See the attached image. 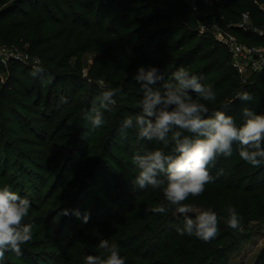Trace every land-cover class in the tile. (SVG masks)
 I'll list each match as a JSON object with an SVG mask.
<instances>
[{"label":"trees","instance_id":"1","mask_svg":"<svg viewBox=\"0 0 264 264\" xmlns=\"http://www.w3.org/2000/svg\"><path fill=\"white\" fill-rule=\"evenodd\" d=\"M25 2L28 9L21 7ZM258 3L264 0L198 1L192 10L182 0H0V43L39 59L30 77L26 76L30 67L9 61L7 75L0 82V187L10 185L23 196L25 181L21 173H34L33 165L40 169L47 164L50 168L59 154L68 151L58 163L57 174H63L89 123L84 112L91 109L97 98L94 94L103 90L98 80L105 87L122 86L123 94L116 97L115 108L105 112L106 123L90 148V169L99 166L114 146L128 157L120 166V174L131 180L133 186L135 177L124 173L127 165L132 168L133 155L158 147L155 142L137 137L133 142L132 135L137 136L133 129L127 130V135L120 132L123 119L140 111L143 94L134 79L139 67H156L167 79L176 68L191 65L188 70L202 75L201 82L216 92V101L205 102L210 112L224 111L237 124L242 123L243 102L236 94L246 87L247 91L251 87L263 91L264 75L255 76L249 85L240 82L228 63L225 48L212 37L198 35L195 23L199 19L214 20L247 43L264 44L263 37L233 26L247 11L254 25L264 27V13ZM11 12H16L15 17H9ZM147 28L151 29L145 31ZM84 53L93 58L88 68V76L93 78L90 80L69 67L71 58L81 59ZM46 76L49 81L44 85ZM61 98H66L67 103H62ZM18 107L29 113H18ZM16 117L28 121L26 126L30 130L17 131L14 122L20 121L21 126L22 121ZM238 148L234 144L232 155L218 158L215 167L210 168L216 179L205 186L203 194L185 201L200 212L211 209L217 213L219 234L210 242L177 233L185 215H194L178 213L175 206L166 214L147 211L164 201L160 189L134 186L124 191L116 205L114 200L118 196H107L113 213L101 215L99 220L105 219L108 237L118 245L125 264H228L233 250L256 230L264 231V165L257 168L247 164L240 159ZM11 160L15 165L10 170ZM20 168V175L13 176ZM76 174L73 198L91 180V173L85 177V173ZM112 174L117 184H124L119 181V173ZM229 206L242 217V232L225 223ZM35 210L38 220L44 212L38 207ZM95 222L93 225H102L101 221ZM251 264H264V244Z\"/></svg>","mask_w":264,"mask_h":264},{"label":"clouds","instance_id":"2","mask_svg":"<svg viewBox=\"0 0 264 264\" xmlns=\"http://www.w3.org/2000/svg\"><path fill=\"white\" fill-rule=\"evenodd\" d=\"M36 74L35 72L33 73ZM142 92L140 111L126 116L120 127L122 135L133 129L142 141L155 142L158 147L144 154H135L132 163L138 169L133 183L140 189H160L164 201L147 211L166 214L175 206L178 213L186 214L191 208L185 201L198 197L205 186L216 179L210 168L215 167L218 158L230 157L233 145L238 144L241 160L252 167L264 165V113H256L248 107L241 109L243 122L237 124L232 115L224 111L209 110L205 102H214L216 92L201 81L202 75L192 73L181 66L165 79L156 67H139L134 77ZM93 101L90 110L84 112V119L95 132L102 128L105 112H111L117 105L116 97L123 94V88L105 87ZM242 102H251L253 94L247 90L238 92ZM67 103L66 98H61ZM31 202L13 191L10 185L0 187V261L6 252L22 255V246L33 239V224L25 222ZM225 223L235 231L242 232V217L237 210L227 208ZM61 215H68L64 209ZM74 214L79 218L78 210ZM89 214L85 213L86 223ZM217 213L204 210L190 217L185 215L182 226L176 231L180 236L196 237L210 242L219 234ZM97 255L85 257L84 264H125L119 247L102 239Z\"/></svg>","mask_w":264,"mask_h":264},{"label":"rangeland","instance_id":"3","mask_svg":"<svg viewBox=\"0 0 264 264\" xmlns=\"http://www.w3.org/2000/svg\"><path fill=\"white\" fill-rule=\"evenodd\" d=\"M182 2L192 10H195L198 5L197 3H192L193 1L191 0H182ZM21 7L28 9L29 6L28 3L25 2ZM15 13L16 12H11L9 17H15ZM17 13L16 15H19L20 12ZM238 21L239 20L233 23H237ZM200 23L218 24L214 20L202 21L199 19L196 21L195 26L198 27ZM220 26L223 27L222 25ZM150 29L151 28H147L145 31H149ZM198 35L212 37L209 33ZM196 38L197 36L195 39ZM205 42L208 45V40H205ZM92 62V55L84 53L81 59H77L76 57L71 58L69 67L73 68L76 73L90 80L93 78L88 76V68ZM25 66L30 67L28 65ZM6 67L7 65L5 66L0 63V82L4 81L7 75ZM185 68L190 69L191 65L185 66ZM33 69V67H30V70L26 71L27 77H30L32 71H34ZM236 75L240 79L239 74L236 73ZM48 81L49 76H46L44 85H46ZM253 81L254 79L250 82H246V84L249 85ZM96 82L99 87H102L103 83L101 80ZM240 82L242 81L240 80ZM242 83L245 84L244 82ZM248 88L250 87L248 86ZM251 89L252 90L248 91L253 94V100L251 102H243L242 108L248 107L256 113H264V86H262L263 91H259V89L253 87H251ZM245 90H247V87L244 91ZM99 95L100 93H95L94 97H98ZM64 111L65 109L58 112L56 116H54V121H56ZM18 113L27 114L29 111L18 107ZM17 118L20 117H16V119ZM19 120L22 121L21 126L19 125L20 121L14 122L17 131H23L24 129L30 130L31 127L26 126L28 121H24L22 117ZM23 125H25V127H23ZM90 128L91 125L88 123L86 125V130L82 133L81 141L78 142L77 148L74 151L72 162L67 165L68 167L63 174H57L58 163L68 151L62 155L59 154L60 156L53 160L55 164L50 166V168H47V164L40 169L33 165L34 173H28L27 176H25V173H21L22 168H20L19 173L18 171L14 173L13 176L15 177H18L20 173L24 177L25 183L22 188L24 191L21 190L23 194L21 197H27L31 202L29 215L25 220L28 219L26 222L33 224L34 235L29 243L22 246V255L16 256L12 252H6L5 258L3 261H0V264H84L86 256L99 254L98 244L100 240L107 239L112 243L108 237L107 229L104 227L105 224L103 222H105V219L99 220L101 215L106 217L113 213V206L108 204L107 196H110L111 199H115V197L118 196V198L114 200L116 205V203L120 202V198H122L124 191H130L135 185L133 184L132 186V181L127 179L124 174H120V166L127 162L126 160L128 157L114 146L111 147V154L105 156V160H102L99 166L94 170L90 169V161L91 158H93L90 157V148L94 145L93 143H95L94 137L102 130L100 128L93 133L89 131ZM136 137L137 136L132 135L133 142ZM121 145H124V140L121 141ZM27 164L31 165V163L28 162ZM14 165L15 161L11 160L9 162V166L11 167L10 170ZM134 166L135 165L132 163V168L130 169L127 165L126 172L124 173H130L131 177H135L138 174V169ZM76 173H85L82 175L84 177L87 176L88 173H91V180L83 188V191L73 198L77 188ZM112 173H119L121 178L119 181L124 184H117ZM103 205H106V207H103ZM107 206L110 208H107ZM37 207L44 212L38 220V215H36L38 211L35 210ZM190 208L191 211L189 214L191 215L195 216L200 212L197 208ZM64 209L69 210L68 215L60 214ZM76 210L80 213L79 218L74 214ZM85 213L89 214V219L86 223L83 221ZM47 215L49 218H47ZM95 221H101L102 225H93L97 224ZM263 244L264 231L256 230L251 237L244 240L236 250H233L229 254L228 264H251L255 254Z\"/></svg>","mask_w":264,"mask_h":264},{"label":"built area","instance_id":"4","mask_svg":"<svg viewBox=\"0 0 264 264\" xmlns=\"http://www.w3.org/2000/svg\"><path fill=\"white\" fill-rule=\"evenodd\" d=\"M191 1L207 3L213 0ZM258 7L264 13V3H258ZM233 26L264 38V27L254 25L247 11L241 13L239 21ZM197 31L199 34L209 33L217 44L225 48L230 66L239 74L242 82H250L259 74L264 75V44L244 42L230 29L215 23H200ZM9 61H19L33 68L39 63V59L28 52L0 43V63L6 66Z\"/></svg>","mask_w":264,"mask_h":264}]
</instances>
